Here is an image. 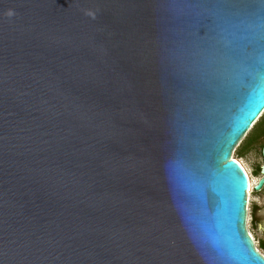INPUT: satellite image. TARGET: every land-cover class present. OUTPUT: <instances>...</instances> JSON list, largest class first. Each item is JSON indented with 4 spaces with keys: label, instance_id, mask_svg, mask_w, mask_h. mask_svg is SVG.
Instances as JSON below:
<instances>
[{
    "label": "water",
    "instance_id": "water-1",
    "mask_svg": "<svg viewBox=\"0 0 264 264\" xmlns=\"http://www.w3.org/2000/svg\"><path fill=\"white\" fill-rule=\"evenodd\" d=\"M213 3L0 0V264H264V85L213 79Z\"/></svg>",
    "mask_w": 264,
    "mask_h": 264
},
{
    "label": "snow or ice",
    "instance_id": "snow-or-ice-1",
    "mask_svg": "<svg viewBox=\"0 0 264 264\" xmlns=\"http://www.w3.org/2000/svg\"><path fill=\"white\" fill-rule=\"evenodd\" d=\"M208 23L213 79L229 91L264 85V0H214Z\"/></svg>",
    "mask_w": 264,
    "mask_h": 264
},
{
    "label": "rangeland",
    "instance_id": "rangeland-1",
    "mask_svg": "<svg viewBox=\"0 0 264 264\" xmlns=\"http://www.w3.org/2000/svg\"><path fill=\"white\" fill-rule=\"evenodd\" d=\"M261 119L262 117L231 153V159L238 160L248 176L255 183L261 178L260 168L264 165V160L261 155L264 146V137L258 138L261 134L263 123V120L260 122ZM258 122L260 123L258 124ZM254 140H256L254 143L247 145ZM255 185L253 184V187ZM245 228L251 237L255 249L264 256V252L260 248L261 243H264V187L259 192L252 190L249 197L247 195Z\"/></svg>",
    "mask_w": 264,
    "mask_h": 264
},
{
    "label": "bare ground",
    "instance_id": "bare-ground-1",
    "mask_svg": "<svg viewBox=\"0 0 264 264\" xmlns=\"http://www.w3.org/2000/svg\"><path fill=\"white\" fill-rule=\"evenodd\" d=\"M233 160H235V161L241 166V168L244 170V172L246 173V171H245V169L243 168V166L241 165V163H240L238 160H236V159H233ZM246 175H247V178H248V186H249V188H248V190H247V195H248V197H249V195L251 194V192H252V190H253V184H256V183H255V181H254L251 177L248 176L247 173H246ZM248 201H249V198H248ZM250 238H251V237H250Z\"/></svg>",
    "mask_w": 264,
    "mask_h": 264
},
{
    "label": "flooded vegetation",
    "instance_id": "flooded-vegetation-1",
    "mask_svg": "<svg viewBox=\"0 0 264 264\" xmlns=\"http://www.w3.org/2000/svg\"><path fill=\"white\" fill-rule=\"evenodd\" d=\"M263 114H264V112H263ZM263 114L261 115L262 119L260 120V122L263 120L262 128H261V134H260V136H259L258 138H260V137H264V115H263ZM261 117H260V118H261ZM260 118H259V119H260ZM259 119H258V120H259ZM260 122H258V124H259ZM258 124H257V125H258ZM258 138H257V139H258ZM263 148H264V146H263ZM263 148H262V149H263Z\"/></svg>",
    "mask_w": 264,
    "mask_h": 264
},
{
    "label": "trees",
    "instance_id": "trees-1",
    "mask_svg": "<svg viewBox=\"0 0 264 264\" xmlns=\"http://www.w3.org/2000/svg\"><path fill=\"white\" fill-rule=\"evenodd\" d=\"M257 140V139H256ZM256 140H254V141H252L251 143H249V144H247V145H250V144H252V143H254ZM262 250H263V252H264V243H261V247H260Z\"/></svg>",
    "mask_w": 264,
    "mask_h": 264
}]
</instances>
